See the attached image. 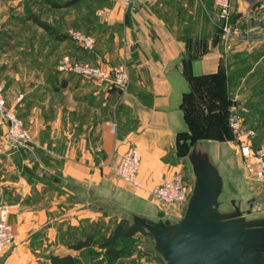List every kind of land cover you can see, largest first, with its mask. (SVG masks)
<instances>
[{
    "label": "crops",
    "instance_id": "crops-1",
    "mask_svg": "<svg viewBox=\"0 0 264 264\" xmlns=\"http://www.w3.org/2000/svg\"><path fill=\"white\" fill-rule=\"evenodd\" d=\"M17 7L0 5V83L32 140L10 150L6 130H0V204L11 207L16 236L1 255L4 264H49L68 255L77 264H94V256L83 257L93 242L76 246L112 230L122 216L181 219L186 209L167 207L154 188L178 172L192 180L188 156L194 147L218 168L215 146L234 144L204 139L191 146L184 139L191 134L188 94L213 114L231 101L229 112L237 111L264 141V0L252 7L233 3L228 44L214 0H138L135 9L113 1L88 32L95 51L78 47L70 55L58 50L65 40L56 35L50 51L46 35L37 42L31 23L38 26ZM52 54H61L58 63L48 61ZM65 55L100 67L126 64L128 89L60 73ZM132 146L142 156L140 187L117 174Z\"/></svg>",
    "mask_w": 264,
    "mask_h": 264
},
{
    "label": "water",
    "instance_id": "water-1",
    "mask_svg": "<svg viewBox=\"0 0 264 264\" xmlns=\"http://www.w3.org/2000/svg\"><path fill=\"white\" fill-rule=\"evenodd\" d=\"M252 7L257 0H244ZM194 185L178 221L135 216V223L155 241L164 264H264V218L248 219L220 210L224 179L206 152L194 147L188 156Z\"/></svg>",
    "mask_w": 264,
    "mask_h": 264
},
{
    "label": "built area",
    "instance_id": "built-area-1",
    "mask_svg": "<svg viewBox=\"0 0 264 264\" xmlns=\"http://www.w3.org/2000/svg\"><path fill=\"white\" fill-rule=\"evenodd\" d=\"M120 3L125 9H135L138 0H113ZM236 0H214L218 10L221 38L228 44L232 35L231 11ZM105 11H100L104 15ZM264 33V27H263ZM85 52H94L96 39L85 32L75 28H68L66 33ZM58 71L63 74H73L83 78L96 79L108 82L121 91H126L130 84V75L126 64L111 68L100 67L89 61L73 59L69 55L63 56L58 65ZM229 127L233 133V143L236 145L238 155L241 157L244 171L264 188V141L259 142L257 132L245 126L241 115L232 111L228 118ZM6 130L7 145L10 150L27 147L32 140L24 121L15 110L8 106L4 87L0 83V130ZM142 156L137 147H130L123 155L118 167L119 178L140 187L139 171ZM193 180L184 173L178 172L165 178L153 190L155 198L167 207H177L178 212L186 209L193 191ZM11 207L0 204V254L10 247L16 239L12 224L9 221ZM168 219H171L168 217Z\"/></svg>",
    "mask_w": 264,
    "mask_h": 264
},
{
    "label": "rangeland",
    "instance_id": "rangeland-1",
    "mask_svg": "<svg viewBox=\"0 0 264 264\" xmlns=\"http://www.w3.org/2000/svg\"><path fill=\"white\" fill-rule=\"evenodd\" d=\"M8 1L17 3V12L20 11L22 15L23 13L28 17L36 15L54 30H59L63 34L66 33L68 28H75L87 34L88 32L92 33L97 23L104 20V17L100 15V11L107 9L109 4L113 3L112 0H78L63 9H54L52 4L65 3L68 0H0V5ZM31 25L32 33L36 35L37 42L40 33L47 36L50 51L53 42L52 34L48 32V34H44L41 29L32 23ZM58 50L70 55V51H78V45L70 39H65V42L60 43ZM60 55H49L48 61L58 63ZM212 159L224 179V189L220 196V210L224 213L234 211L232 201H235V204L240 207L248 219L264 218V189L244 171L236 145L229 143L217 144ZM189 170L190 177L194 182L192 168L189 167ZM110 212L120 214L114 208H110ZM123 217L122 219H124ZM125 219H129L131 223L135 222V217L131 215H127ZM170 220L176 221L174 219ZM116 226L112 227V230L96 232L97 236H92L93 248L83 253V257L94 256V264H164L162 257L155 250L154 239L140 233L132 239L120 242L123 253L120 260L115 261L106 256L105 251L100 248V244L110 236ZM4 253L0 254V264H4V259L1 256Z\"/></svg>",
    "mask_w": 264,
    "mask_h": 264
},
{
    "label": "trees",
    "instance_id": "trees-1",
    "mask_svg": "<svg viewBox=\"0 0 264 264\" xmlns=\"http://www.w3.org/2000/svg\"><path fill=\"white\" fill-rule=\"evenodd\" d=\"M78 0L68 1L65 6H69ZM54 8H60L62 5L53 3ZM35 25L42 28L44 31L56 35L60 40L68 39L67 35L54 30L48 23L42 21L36 15L29 17ZM221 33V31H220ZM231 101H225V106L221 110L213 114L210 112V107L205 106L202 99L194 94L185 96V111L186 119L190 125L191 134L185 135L184 139L190 142L193 146L200 140L215 139L219 141H229L233 139V133L228 124V118L231 112ZM144 234L152 237L144 228L137 225L135 222H129V219H122L112 231L110 236L100 244V248L105 251L106 256L112 260H120L122 257V250L120 242L122 240L132 239L137 234ZM92 237L86 241H81L76 249L80 250L91 245ZM49 264H77L76 260L68 255L64 257H52Z\"/></svg>",
    "mask_w": 264,
    "mask_h": 264
}]
</instances>
